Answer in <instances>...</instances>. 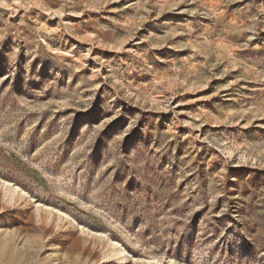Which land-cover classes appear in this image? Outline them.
<instances>
[{
	"label": "rangeland",
	"instance_id": "obj_1",
	"mask_svg": "<svg viewBox=\"0 0 264 264\" xmlns=\"http://www.w3.org/2000/svg\"><path fill=\"white\" fill-rule=\"evenodd\" d=\"M0 264H264V0H0Z\"/></svg>",
	"mask_w": 264,
	"mask_h": 264
}]
</instances>
